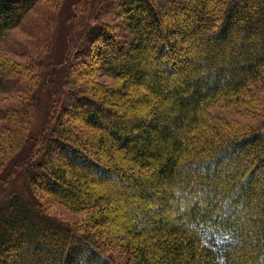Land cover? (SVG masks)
<instances>
[{"label":"trees","instance_id":"trees-1","mask_svg":"<svg viewBox=\"0 0 264 264\" xmlns=\"http://www.w3.org/2000/svg\"><path fill=\"white\" fill-rule=\"evenodd\" d=\"M39 1L0 0V41ZM97 8L73 47L80 74L63 60L67 68L51 67L30 99L0 109L6 154L33 138L25 118L61 71L42 136L17 169L24 188L0 195V264H122L97 217L115 212L126 219L131 264H264V118L224 134L209 113L264 84V0H101ZM6 64L0 88L19 83L21 70ZM98 70L116 84L97 81ZM115 183L126 188L121 197ZM40 191L92 214L64 222ZM173 205L174 216L160 215Z\"/></svg>","mask_w":264,"mask_h":264},{"label":"rangeland","instance_id":"rangeland-1","mask_svg":"<svg viewBox=\"0 0 264 264\" xmlns=\"http://www.w3.org/2000/svg\"><path fill=\"white\" fill-rule=\"evenodd\" d=\"M100 2L101 0H40L22 22L3 37L0 41V62L7 61L6 65L12 69L21 70V73L18 75V84L10 85L8 88H0V109L14 110L23 103V100L30 99L40 78L51 67L60 66L61 71L62 68L66 69L67 65L63 63L67 59L68 61L71 59L69 66H74L72 68L74 73H79L76 62H78L80 53L76 55L73 47L75 43L77 45V41L82 39L85 30L94 23V12L98 9ZM111 16L112 13L110 16L103 15L101 18L110 19ZM61 71L52 75L51 83L53 85L48 83L43 87L39 94L37 108L25 118L30 122L28 137L33 135V138L26 139L6 154L2 153L5 151L4 145L2 146L3 150L0 148V158L2 159L0 160V195H4L9 188L22 190L24 188V172H19L17 169L29 160L28 152L33 150L34 146L38 144L40 136H42L50 117L49 99H51L52 93H56V90L58 91L63 85L60 81ZM94 74L99 82L108 85H115L117 82L100 70ZM86 80L87 78L83 77V84ZM54 85L57 86L55 90ZM241 93V99L227 107L212 105L209 108L212 122L218 123L220 131L224 134L240 132L251 128L252 125L257 126L264 118V84L261 83V86L258 87L249 84ZM60 107H63L62 103L58 106V108ZM143 107L144 111L147 110L146 105ZM118 111L120 114L128 115L125 105H122ZM61 116H69L64 108H62ZM108 119L113 120L116 117L113 116L104 120ZM2 125H4V121H0V126ZM180 169L183 170L182 173L186 172L184 167H180ZM18 173L19 176L15 178ZM122 189L126 188L115 183L111 193L115 197H121ZM129 190L133 191L132 188ZM38 197L50 215L70 224L79 225L92 214L90 209L73 210L42 191L38 192ZM128 208L131 213L136 212L134 203L129 202ZM175 210L173 205L164 211L160 210V215L172 217L176 214ZM97 217L105 222L103 224H106V227L100 229L103 231V238L108 240L110 247H112L110 250L122 264H131L136 253L133 245L128 241L130 236L120 229L122 228L121 224L126 221L124 215L115 212L109 215L98 214ZM110 225L112 227H109Z\"/></svg>","mask_w":264,"mask_h":264}]
</instances>
